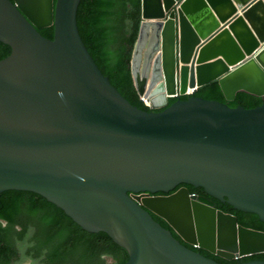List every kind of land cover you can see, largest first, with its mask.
<instances>
[{
	"label": "water",
	"instance_id": "obj_1",
	"mask_svg": "<svg viewBox=\"0 0 264 264\" xmlns=\"http://www.w3.org/2000/svg\"><path fill=\"white\" fill-rule=\"evenodd\" d=\"M80 2L0 0V41L12 48L0 59V194L42 195L86 231L110 235L126 264H220L152 214L220 258L263 254V231L187 187L171 192L202 188L264 222V105L181 98L215 80L230 102L239 91L264 98V0H141L130 72L151 110L92 59ZM51 25L53 38L39 31Z\"/></svg>",
	"mask_w": 264,
	"mask_h": 264
},
{
	"label": "trees",
	"instance_id": "obj_2",
	"mask_svg": "<svg viewBox=\"0 0 264 264\" xmlns=\"http://www.w3.org/2000/svg\"><path fill=\"white\" fill-rule=\"evenodd\" d=\"M77 22L86 49L110 83L132 105L151 110L139 99L130 72V59L141 22V0H81ZM39 31L46 37H54V25ZM11 51L9 44L0 41V59ZM193 94L225 102L232 108L251 109L264 105V98L241 91L234 101H228L218 80L199 87ZM176 99L172 97L169 104ZM181 187H187L202 203L233 214L240 225L264 232V222L256 214L236 210L209 196L204 189L187 184L179 185L171 193ZM152 216L186 247L220 264L264 261V253L229 261L195 248L185 243L165 220ZM128 260V251L110 235L86 231L42 195L16 189L0 194V264H126Z\"/></svg>",
	"mask_w": 264,
	"mask_h": 264
},
{
	"label": "built area",
	"instance_id": "obj_3",
	"mask_svg": "<svg viewBox=\"0 0 264 264\" xmlns=\"http://www.w3.org/2000/svg\"><path fill=\"white\" fill-rule=\"evenodd\" d=\"M194 93V90L192 88H188V90L186 91V93L184 95H191ZM172 97H178V94H175L174 96ZM139 99L145 103L146 105L150 106V102L147 101L146 98H143V97H139Z\"/></svg>",
	"mask_w": 264,
	"mask_h": 264
},
{
	"label": "flooded vegetation",
	"instance_id": "obj_4",
	"mask_svg": "<svg viewBox=\"0 0 264 264\" xmlns=\"http://www.w3.org/2000/svg\"><path fill=\"white\" fill-rule=\"evenodd\" d=\"M223 204H225V203H223ZM223 206H225V205H223ZM219 210V209H218Z\"/></svg>",
	"mask_w": 264,
	"mask_h": 264
},
{
	"label": "clouds",
	"instance_id": "obj_5",
	"mask_svg": "<svg viewBox=\"0 0 264 264\" xmlns=\"http://www.w3.org/2000/svg\"><path fill=\"white\" fill-rule=\"evenodd\" d=\"M187 96V95H186ZM176 98V97H175Z\"/></svg>",
	"mask_w": 264,
	"mask_h": 264
}]
</instances>
